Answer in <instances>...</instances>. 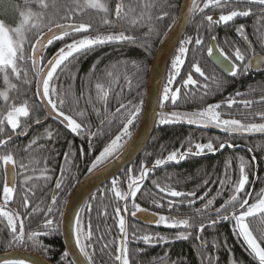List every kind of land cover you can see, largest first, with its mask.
I'll list each match as a JSON object with an SVG mask.
<instances>
[{"label": "snow or ice", "instance_id": "6c2138e0", "mask_svg": "<svg viewBox=\"0 0 264 264\" xmlns=\"http://www.w3.org/2000/svg\"><path fill=\"white\" fill-rule=\"evenodd\" d=\"M251 5L258 6L261 20L264 21V0H204L203 6L197 0H191V6L187 8L188 15H184L182 12L180 20L187 24L196 14L204 13L205 9L227 8L228 11L222 10L218 18H214L211 14L204 16V20L208 25L205 31L210 32L216 25L221 23L227 25L229 22H234L238 17L250 16L253 14ZM16 7L20 17L19 24L9 27L5 21L0 20V77H2L7 86L5 91H0V97L3 98L6 104L10 99L12 100V103L7 104L6 110L0 112V137H4L0 138V149H3L0 152V172L3 173V203L0 204V217H3L6 221V224L0 229V235L5 230L7 231L6 237L0 240V243H6V246L11 248L27 246L28 242H31L33 249L47 253L48 249L40 237L59 230L60 225L55 219V215L58 213L63 217L64 213L60 210V206H58V196L66 184L67 177L64 173L70 172V168L64 165L61 166V176L55 180L50 203L42 207L41 205L44 204L42 200L35 206H31L30 197H35L36 189L30 187V183L38 180L45 182L51 180L52 176L48 173L52 170L47 166V157H45L44 167L38 169L34 165H39L40 160L29 155L26 158V162L24 157L17 159V153L19 151L28 153L34 145H37V141L41 138L48 140L57 139L59 132L46 128L43 136L38 134L33 137L23 149H20L19 146L15 149L8 147L10 143L14 142V137H27L34 126L42 124L39 118L33 119L30 116L31 111H38V109L34 105H30L27 99L17 106L15 103L17 98L9 96L8 90L19 92L17 85L12 83V78L21 81L24 85L30 86L33 83V80L29 79L28 65L30 64V70L35 75V95L40 100L46 102L45 106L50 108L45 119L53 114L57 118H62V121L66 122L67 129L73 134L81 136L87 134L90 137L103 135L106 128L110 127L117 119L119 120L122 127L118 134H115L114 138H111L110 142L99 151V154L95 156V159L92 160L90 166L87 168L89 175H96L97 172L104 170L113 160L120 157L127 139L132 135L130 126L134 125V121L140 115L144 101L141 99L139 104H134L131 100L127 104L119 102V107L115 109V112L109 114V89L112 84L118 81L113 77V73L108 71L106 74L108 77V87L102 82L94 84L97 100L104 106V118L100 120L97 131H90L87 123L78 122L73 115L67 114L64 110V106L69 102L70 98L73 99L74 103L78 104L80 97H83L84 93L81 92L80 97H75L70 88L66 89L62 83H59L60 77L63 75L65 78L75 79L70 65H72V61L77 60V57L82 54H87L95 50L96 47L113 41L136 43L138 38L125 34L124 30L109 34L97 33L95 36H92L88 34L89 30L93 28L91 20L77 23L75 18L85 13L88 9L102 11L105 14L106 18L103 19L102 26H111L112 21L107 18L110 12L114 14L117 21H123L133 26H144L145 21L163 22L165 18H168L171 20V24H169L168 30L163 33L164 39L161 40V43H164L165 40L169 39V32L172 31L173 26H177V17L173 16L170 11L175 7L173 0H139L135 5L126 4L124 0H117L114 4V9L110 8V0H23V6L16 5ZM203 27L202 23L197 28V35L195 37L188 36L179 41V54L175 55L174 59H172L171 71L167 76L166 83L163 85L162 93L157 98L160 109H164L168 101H171L173 105H177V101L181 99L182 86L185 89L183 92V102L192 103L198 99L200 106L190 112L160 111L158 113L159 125L186 122L189 125H195L200 128L214 127L232 137H239L245 134H264V122H251L256 118L264 121V111L255 113L251 111L254 104H264V86H260L259 88L260 95L258 100L244 98L238 101L236 97H244L247 93L237 91L234 96L230 95L220 102L205 104L208 95L225 88L226 82L215 75L206 73L198 60L190 63V70L187 71L186 78L181 76V69L185 64V57L189 52L188 46L194 44L197 48H200L204 45V37L200 34V29ZM235 31L243 41L247 42L249 40L245 31V25H238ZM257 31L260 32L261 41L264 42V31L260 29H257ZM153 35L159 37L161 33L156 28L149 27L145 38L151 39ZM65 37H69L70 42H65L64 46L59 47L50 58L43 54V50L47 46L52 45L54 41H64ZM224 43L233 49L230 53L226 52L225 48L217 43L216 35H211L207 46V56L215 64L222 66L224 71L229 73L231 77L243 75L249 72L253 66L260 67L264 65V55L257 53L255 48L246 45L242 49L236 46L234 42L228 40H225ZM144 46L146 48L151 47L149 44H145ZM132 63L136 67L134 76L139 83L145 69L135 61ZM113 67L115 66L113 65ZM95 69L96 65L91 70L93 74H95ZM196 74H198V78L194 79L193 77ZM177 77H180L179 81ZM199 78H203L202 85ZM97 79L99 81V78ZM124 79L131 90L132 79L127 75L124 76ZM85 84H87V81H85ZM174 84L181 86H176L173 89L172 86ZM196 88H202V94L199 96L195 91L189 90ZM256 91V88L251 89L252 93ZM138 95L140 94L138 93ZM89 101H91L90 96ZM237 104L242 105L245 109V112L239 113L242 118H235V115L231 111L233 106ZM225 107L229 111H222ZM92 111L98 117L101 115L100 107L93 105ZM75 115L85 120L87 118V113L84 110L76 111ZM225 116L228 118H224ZM21 118L28 119L22 122ZM6 126L10 128L11 134H6ZM89 146H91V140H89ZM39 147L43 149L45 146L40 145ZM226 147L235 148L238 145L232 142H222L219 138H215L214 140L209 139L206 143H193L192 137H189L181 144L180 148L171 150L162 158H156L151 168L145 164H141L139 175L133 176V169L129 168L128 191L122 192L119 190L117 187L118 181L116 178H113L111 181V191L115 193V197L119 201L124 202L122 207H115L113 216L120 236L108 241L105 240V235L94 236L91 218L88 219L85 225L81 216L77 214L72 225V235L79 255L65 251L62 254V260L67 259V264H95L97 251L101 255H104L107 251L109 259L113 260L114 264H132V259H135V257L130 259V243L135 242L137 244L143 243L145 246H154L160 243H168L170 239H188L192 235L191 230L196 229L195 239L199 241L198 248L201 254V264H214V257L207 252L209 242L203 238L202 233L206 228L215 227L221 222L231 221L234 222V235L242 238L249 253L258 264H264V188L255 193L249 192L246 188L251 183L249 173L252 168V162L256 159L255 156H252L251 161L246 160L244 156L236 157L239 165L238 176L235 180H233V175L231 174L233 161L232 159H227L225 161L224 173L218 180L221 189L217 191L216 195L211 196V198H208L210 190L204 191L202 195L197 196L200 188L210 183L209 179H205L202 184L196 185L194 190L187 191L177 190L168 184L161 186L158 182L153 181L160 193L165 194L167 197L180 198V204L192 207L197 200L206 202L201 208L194 210V215L187 216L186 218L152 213L154 219L149 221V223L164 225L168 228L184 229V231H180L172 237L159 233L138 235L136 231H132L131 237L129 234V226L125 218V214L129 213V202L131 203L130 215L132 217H136L138 213L148 211L147 208L142 207L141 204L136 202V197L137 193L141 190L143 181L148 177L150 172L169 162L179 163L190 155L199 156L205 152L215 153ZM247 151L251 153L253 152V148L249 147ZM73 154L65 152V165L72 164L70 157ZM83 154V149H81V155ZM37 171H39V175H35ZM18 188L21 195L23 212L7 207L14 201ZM225 190L229 192L228 197L224 199L219 207H213L217 197L221 196ZM91 199L95 200L96 196L93 195ZM64 203H67V201H64ZM152 203L157 207H163L159 200L154 199ZM174 206H176V201L170 199L168 201V208L172 209ZM86 207L91 212L92 205L89 203ZM83 210L81 209V211ZM38 213L43 216L42 224L37 230L26 231L25 219L29 217L35 219ZM103 214L106 215V209ZM250 218L258 219L259 226L257 228L253 229L250 226ZM95 231H100L99 225L96 226ZM254 232L257 234H254ZM106 234L110 235V229L106 230ZM101 241L104 242L101 243ZM97 244L100 245L99 249L96 247ZM110 246L115 247V254L108 251ZM213 246L215 247V243ZM143 251L144 249L139 247L135 249L137 256ZM70 256L72 258L68 259ZM0 264H37V262L5 259ZM136 264H144V262L137 260ZM173 264H179V261H175ZM233 264H238V262L234 260Z\"/></svg>", "mask_w": 264, "mask_h": 264}, {"label": "trees", "instance_id": "16d2710c", "mask_svg": "<svg viewBox=\"0 0 264 264\" xmlns=\"http://www.w3.org/2000/svg\"><path fill=\"white\" fill-rule=\"evenodd\" d=\"M117 0H110V8L114 9V4ZM126 4H137L139 0H124ZM175 7L171 9V14L177 17V20L180 15V10L183 0H173ZM197 2L203 6L204 0H197ZM16 5L23 6V0H0V20L5 21L6 25L9 27H14L20 22V17L18 15V9ZM253 8V14L248 17H238L234 22H229L227 25L221 23L214 26L210 32L205 31L208 28L207 22L204 20L205 15H219L221 11L227 12L228 9H205L204 13H198L190 21L188 32L185 36L195 37L197 35V28L203 23L204 27L200 29V34L204 37V45L200 48H197L194 44L189 45V52L185 57V64L181 69V76L186 78L187 71L190 70V63H194L197 60L201 63V66L204 68L206 73L209 75H215L221 78L226 82V87L220 90L219 92H213L208 95L205 100L206 103H216L224 100L228 96H234L237 91L247 93L244 97H236L239 101L240 99L248 98L253 100L259 99V88L264 86V68L263 70L254 75L247 72L243 75H238L234 78H226L221 73H219L213 65L207 59V46L210 40L211 35L217 36V43L225 48L226 52H231L229 46L225 45L224 41L228 40L234 42L236 46L244 49V46L240 40V36L236 33L235 28L243 24L245 25V31L249 38L247 41L255 51L260 55H264V42L261 41L260 32L264 31V21L261 20L260 11L258 6L251 5ZM35 10V9H34ZM139 10V9H137ZM106 18L105 14L102 11L88 9L85 13L75 18L76 22H87L91 20L93 28L89 30V35L95 36L97 33L109 34L113 32H119L124 30L125 34L133 35L137 37V42L132 43L128 41H113L106 43L104 45L98 46L95 50L88 52L87 54H82L77 57V60L72 61L70 65L72 69V75L75 76V79H68L65 76L61 75L59 83H62L64 88H70L71 92L75 94V97H80L81 92L84 93L83 97H80L78 104L73 102V99L70 98L69 102L65 104L64 110L67 114L73 115L78 122L87 123L89 125L90 131H97V128L100 125V120L104 118L103 113V104L99 103L97 100V93L94 88L96 82L105 83V86L108 87V77L107 72L111 71L113 77L117 79V83L111 85L109 89V114L114 113L115 109L119 107V102L127 104L129 100L133 101L134 104H139L140 100L143 99L144 104L138 118L134 121V125L130 126L131 137L127 139V143L124 146L128 145L131 138L135 134L145 105V96L147 81L150 68L152 66L154 57L158 48L160 47L161 40L164 39L163 33L168 30L171 20L165 18L163 22H148L145 21L144 26H133L129 23H124L123 21H117L114 17V14L110 12L107 16L108 19L112 21L111 26H102L103 19ZM156 28L161 35L159 37L153 35L151 39H146V33H148V28ZM174 27V26H173ZM46 31V29H44ZM184 38V39H185ZM65 42H70L69 37H65L64 41H56L48 47L45 52V56L51 57L59 47L64 46ZM151 45L150 48H146L144 45ZM27 47V46H26ZM179 54L178 52L176 55ZM174 59V58H173ZM135 61L138 64H141L144 67V72L142 77L137 82L134 73H136V67L132 63ZM96 65L95 74L91 71L93 66ZM113 65L115 67H113ZM29 66V79L33 80V83L29 85L22 84L21 81H17L15 78H12V83L16 84L19 92L8 90L10 97H16L15 103L19 106L24 100H28L30 105H34L38 111H31L30 116L35 119L39 118L41 121L45 119V114L43 108L41 107L38 97L35 95L36 84H35V75L30 70ZM59 71V70H58ZM171 71V66L169 72ZM168 72V74H169ZM127 75L132 79L131 90L128 87L124 76ZM99 78V81L98 79ZM194 79L198 78V74L194 75ZM201 85L203 84V78H199ZM177 80H180V77H177ZM87 81V84H85ZM176 86L174 84L173 89ZM256 88L255 93L251 92V89ZM7 86L5 85L2 77H0V91H5ZM91 90V91H89ZM190 91H195L198 96L202 94V88L189 89ZM185 89L181 86V99L177 101V105H173L171 101H168L165 105V108L170 107L169 109H176L177 111H193L196 110L200 104L197 99L196 102L185 103L183 102V92ZM138 93L140 95H138ZM89 96L91 101H89ZM12 103L10 99L7 104ZM6 102L0 97V112H4L7 108ZM93 105L101 108V115L98 117L93 111ZM173 105V106H172ZM75 109V110H73ZM84 110L87 113L86 120L75 115L76 111ZM222 111H229L226 107ZM235 115V118H242L239 113L245 112V109L242 105H234L231 110ZM251 111L253 113L264 111V104L256 103L252 106ZM227 117V116H225ZM28 118H24L26 120ZM251 122H264L259 120V118L254 119ZM122 125L119 120L113 122V124L105 129L103 135H97L90 137L89 135H76L71 133L63 124L52 120L43 128H38L33 131L31 136L27 140H15L13 143L9 144L10 149H15L17 146L20 149H23L29 141L37 136L38 134L43 136L46 128L54 129L56 132H59V137L54 140H48L41 138L37 141V145H34L28 153L19 151L17 153V159L24 157L25 159L31 155L40 160L39 165H34L36 168H43L45 164V157H47V166L50 171L48 174L52 176V179L45 182L43 180L33 181L30 183V187L36 189L35 197H31V205L35 206L40 203L42 200L44 204L41 205L45 207L47 203H50V198L52 195V190L54 188L55 180L61 174V166L64 165L67 168H70V172L64 173L67 177L66 184L63 186V191L59 193L58 196V206L60 210L63 211L64 206L69 196L74 192L76 187L89 176L88 172L84 168L85 157L81 158V149L84 150L86 154L90 155V151H100L103 147L110 142L111 138H114L115 134H118ZM6 134H11L10 128L6 126ZM55 136V132H54ZM189 137H192L193 143L202 142L206 143L209 139L219 138L222 142H232L238 147L228 148L226 147L223 150H220L219 153L199 157L195 155H190L181 163H172L156 168L155 171L150 172L148 177L143 181L140 192L137 193L136 202L141 204L142 207L147 208L148 212H153L162 215L174 216L176 218H182V216H192L187 212V208L180 206L177 213L176 211H168V206L165 204L163 207H157L152 201L155 199L152 194L157 193L163 196H166L163 193H160L156 188V185L153 181L158 182L161 186L166 184L175 187L177 190H194L196 185L202 184L203 180L209 179L210 183L207 186L201 187L197 192V196H200L204 191L210 190L211 196L216 195L217 191L221 189V185L218 180L224 173L225 161L227 159H232V169L231 174L233 175V180L238 176V165L239 161L236 159L238 156H244L246 160L251 161L252 156H255V161L252 162V168L250 170V181L251 183L246 186L249 192H258L261 188H264V136H247V137H229L222 135H214L208 132L200 131L196 128L189 127L187 125L179 124H167V125H156L154 134L150 140L148 148L142 155V157L131 167L133 169L132 175H139L141 171V164H145L148 167H152L154 160L156 158H162L166 156L171 150H175L181 147V144L184 143ZM4 138V137H0ZM89 140H91V146H89ZM44 145L45 147L41 149L39 146ZM162 146H164L162 148ZM253 148V152L249 153L247 148ZM52 150V151H49ZM183 150V149H181ZM3 149H0L2 152ZM65 152L74 153L70 159L72 161L71 165L63 164ZM88 161V158H87ZM27 162V159H26ZM39 175V171L35 173ZM75 177V178H73ZM259 177V179H257ZM118 181L117 187L119 190L128 191V170L123 173L121 176L116 178ZM2 183H3V173L0 172V204L3 203L2 196ZM111 183L98 190L94 195L96 196L95 200L90 199L87 204L92 205L91 212L88 211L86 205L84 210L81 213V218L84 221L85 225L89 218H91L92 228L94 230V236L105 235V240H112L120 236L118 227H116V221L113 219L114 209L116 206L123 205V201H119L115 197V193L111 191ZM229 195L227 190L223 191L221 196H218V200L223 203ZM250 202H252L250 200ZM21 195L18 188V192L14 197V201L9 205L14 206L17 211L23 212L21 207ZM106 209V215L103 213ZM171 210V209H170ZM131 212V203L129 202V213L126 214L127 217L130 216ZM176 212V213H174ZM123 214V213H122ZM194 215V214H193ZM42 215L36 214V218L33 219L29 217L25 219V228L26 231L37 230L38 227L42 224ZM60 224V215H57L56 219ZM233 223L231 221L221 222L215 227H209L204 230L202 236L205 240L209 242L207 252L214 257V264H233V261H237L238 264H258L255 258L249 253L246 245L243 243L242 238L234 235L233 233ZM250 226L255 229L259 226L258 219L250 218ZM6 221L3 217H0V229L3 228ZM99 225V232H96V226ZM127 225L129 226V234L131 237L132 231H136L138 235L148 234V233H159L168 237H172L184 229L175 228L171 229H150L144 226H141L133 221L128 219ZM134 226V227H133ZM162 226V225H161ZM110 229V235L106 234V230ZM192 235L188 239H179V240H169L168 243H162L161 246H142L135 242L130 243V259H132V264H136V261H142L144 264H173L175 261H179V264H201V254L200 249L198 248L199 241L195 239L196 229L191 230ZM254 234H257L254 232ZM7 231L5 230L2 235H0V240L6 237ZM45 247L48 249L47 253L43 251H37L31 247V242H28L27 246L20 247H7L6 243H0V252L12 251V250H27L31 252H36L41 254L44 258L50 260L52 264H67V259L62 260V254L66 251L62 239L60 237V227L59 230L53 233L49 237H40ZM104 241H101L103 243ZM218 242V243H216ZM215 243V247L213 246ZM143 244V243H142ZM99 249L100 245H96ZM139 247L144 249V251L137 256L135 249ZM113 254H115V247L110 246V249ZM163 258V259H161ZM218 258V259H216ZM70 259V258H68ZM95 264H114V261L109 259L107 251L104 255H101L99 251L95 256Z\"/></svg>", "mask_w": 264, "mask_h": 264}, {"label": "water", "instance_id": "95a60500", "mask_svg": "<svg viewBox=\"0 0 264 264\" xmlns=\"http://www.w3.org/2000/svg\"><path fill=\"white\" fill-rule=\"evenodd\" d=\"M190 6L191 0H183L180 15L177 20V26L172 28V31L169 32V39L165 40L156 52L148 75L143 114L138 129L131 141L121 152L118 159L113 160L111 164H109L104 170L97 172L96 175H89L86 179H84L76 187L65 206V210L63 212L64 215L62 217V238L66 251H69L70 253L79 255L78 249L75 247L74 237L72 235V225L74 224L76 215H80L81 209L98 190L111 183L113 178L119 177L131 168L142 157L148 148L150 140L154 134L159 113L157 98L161 94L163 82L171 58L179 48V41L184 39L190 24V22L185 24L182 20H180V17L182 12L184 15H188L187 8ZM49 46L43 50V54H45ZM209 59L220 72L230 75L224 71L222 66L215 64L211 58ZM262 67L263 65L260 67L253 66L252 71L257 73ZM38 99L47 116L50 108L45 106L46 102L40 100L39 97ZM51 120L60 122L67 128L66 122H63L62 118H57L54 114L47 117L45 122L36 127H42ZM15 139L16 138L14 137V140ZM153 219L154 217L152 214L148 212L138 213L136 217H133V220L141 225L157 227L158 224L149 223V221ZM69 258L71 259L72 257L70 256ZM5 259L35 261L37 264H52L42 255L27 250L0 252V262ZM81 259L83 258L81 257Z\"/></svg>", "mask_w": 264, "mask_h": 264}, {"label": "flooded vegetation", "instance_id": "af4514ba", "mask_svg": "<svg viewBox=\"0 0 264 264\" xmlns=\"http://www.w3.org/2000/svg\"><path fill=\"white\" fill-rule=\"evenodd\" d=\"M213 16H214V18H218V16L219 15H214L213 14ZM189 28V27H188ZM187 32H188V30H187ZM187 32H186V34H187ZM186 36V35H185ZM185 38V37H184ZM240 40H241V42H242V44H243V46H244V48H245V46L246 45H249L250 47H252L248 42H246V41H243L242 40V38H240ZM178 52V49L176 50V52H175V54L173 55V57L171 58V61H172V59L175 57V55H176V53ZM207 55V54H206ZM207 59H208V61L210 62V64L211 65H213L214 66V68L219 72V73H221L223 76H225L226 78H233V77H231V75H226V74H223L222 72H220L216 67H215V65L210 61V59H209V57L207 56ZM171 61H170V63H169V66H168V69H167V72H166V75H165V79H164V82H163V85L166 83V80H167V76H168V72H169V68H170V66H171ZM263 68H264V65H263V67L257 72V73H254L253 71H252V69L250 70V73H252V74H254V75H257V74H259L262 70H263ZM162 89H163V86H162ZM146 90H147V88H146ZM161 93H162V91H161ZM146 97V96H145ZM173 106V105H172ZM42 107V106H41ZM43 108V107H42ZM170 107H168V108H166V109H160L159 108V112L160 111H164V112H171V111H177L176 109H169ZM43 112H44V114H45V117H46V113H45V111H44V109H43ZM143 114V113H142ZM226 118H228V117H226ZM24 118H21V120H23ZM158 119H159V117L157 118V123H156V125L158 124ZM45 120L46 119H44L43 121H42V123L43 122H45ZM52 121V120H51ZM51 121H49V122H51ZM141 121V120H140ZM48 122V123H49ZM47 123V124H48ZM47 124H45L44 126H46ZM172 124H179V125H187V126H189V127H193V128H196V129H198V130H200V131H203V132H208V133H210V134H214V135H224V136H229L227 133H225V132H223V131H221V130H218V129H214V128H200V127H197V126H195V125H189V124H187V123H172ZM167 125V124H166ZM38 126V125H37ZM44 126H42V127H36V126H34V128L32 129V130H30V132H29V135H28V137L27 138H25V136H21L20 138H16L15 140H27L30 136H31V134L33 133V131L34 130H36V129H38V128H43ZM138 129V128H137ZM134 136V135H133ZM247 136H264V134H251V135H243V136H241V137H247ZM24 137V138H23ZM229 137H232V136H229ZM235 138V137H234ZM132 139V138H131ZM14 140V141H15ZM131 141V140H130ZM129 144V143H128ZM126 148V147H125ZM101 151V150H100ZM83 155H81V158H83V157H85V164H84V168L86 169V171H87V168L90 166V164H91V162H92V160H94L95 159V156L96 155H98L99 154V152L98 151H95V150H92V151H90L89 153H90V155L89 154H86L85 152H84V150H83ZM217 153H219V151H217V152H215V153H207V152H205L204 154H202V155H199V157H205V156H209V155H213V154H217ZM189 157V156H188ZM87 158H88V161H87ZM65 163V160L63 161V164ZM172 163H175V162H172ZM179 163H181V161L179 162ZM178 163V164H179ZM125 173V172H124ZM61 176V174L59 175V177ZM121 176V175H120ZM58 177V178H59ZM87 178V177H86ZM85 178V179H86ZM118 178V177H117ZM110 184V183H109ZM108 185V184H107ZM106 186V185H105ZM104 186V187H105ZM102 189V188H101ZM75 191V190H74ZM73 194V193H72ZM71 194V195H72ZM71 195L69 196V198L71 197ZM153 195V197L156 199V200H159L160 201V203L162 204V205H167L168 206V201L171 199V200H174V201H176V206H174L171 210L168 208V211H176L177 213H180V212H178V209H179V207L180 206H184V207H186L187 208V212L186 213H189V214H191V215H193V214H195V212H194V210L196 209V208H201L202 206H203V204L206 202V201H200V200H197V202L195 203V205H193L192 207H188L186 204H180L179 203V200H180V198H171V197H167V196H163V195H160V194H158L157 193V195H156V193H154V194H152ZM31 198V197H30ZM69 198H68V200H69ZM91 199V198H90ZM89 199V200H90ZM68 200H67V202H68ZM88 200V201H89ZM87 201V202H88ZM221 202V201H220ZM220 202L217 200L216 202H215V204H214V206L213 207H219V205H220ZM67 204V203H66ZM66 204H65V206H66ZM87 204V203H86ZM85 204V205H86ZM85 205H84V207H85ZM32 206V205H31ZM30 206V207H31ZM65 206H64V209H63V211L62 212H64V210H65ZM123 206V205H122ZM8 208H11V209H13V210H16V208L14 207V206H11V205H8L7 206ZM84 207L82 208V209H84ZM148 212V211H147ZM176 212H174V213H176ZM81 213H82V211H81ZM81 213H80V215H81ZM148 213H150V214H152L153 212H148ZM39 214V213H38ZM57 215H58V213L55 215V219H57ZM187 216H182V218H186ZM125 218H126V222H128V219L130 220V221H133V222H135L134 220H133V217L130 215L129 217H127V215L125 214ZM42 220H43V217H42ZM135 223H137V222H135ZM137 224H139V223H137ZM60 237H61V239H62V242H63V238H62V217L60 216ZM139 225H141V224H139ZM141 226H144V225H141ZM40 227V226H39ZM38 227V228H39ZM144 227H147V228H150V229H171V230H174L175 228H168V227H166V226H164V225H157V227H148V226H144ZM53 233H55V232H53ZM53 233H50L49 235H47V236H42L43 238L44 237H49V236H51ZM172 236H174V235H172ZM63 244H64V242H63ZM140 245H142V246H145V245H143L142 243H140ZM162 245V243H160V244H156V245H154V246H161ZM65 247V246H64ZM147 247H152V246H147ZM66 250V249H65ZM36 253V252H35ZM38 254V253H37ZM41 255V254H40ZM48 260V259H47ZM49 262H51L50 260H48ZM52 263V262H51Z\"/></svg>", "mask_w": 264, "mask_h": 264}, {"label": "rangeland", "instance_id": "374dc122", "mask_svg": "<svg viewBox=\"0 0 264 264\" xmlns=\"http://www.w3.org/2000/svg\"><path fill=\"white\" fill-rule=\"evenodd\" d=\"M224 118H226V117H224ZM177 123H186V122H177ZM210 128H214V127H210ZM214 129H217V128H214ZM218 130H220V129H218ZM256 134H259V133H256ZM245 135H247V134H245Z\"/></svg>", "mask_w": 264, "mask_h": 264}, {"label": "bare ground", "instance_id": "6f19581e", "mask_svg": "<svg viewBox=\"0 0 264 264\" xmlns=\"http://www.w3.org/2000/svg\"><path fill=\"white\" fill-rule=\"evenodd\" d=\"M46 259V258H45Z\"/></svg>", "mask_w": 264, "mask_h": 264}]
</instances>
